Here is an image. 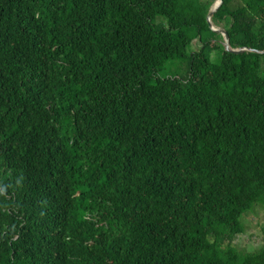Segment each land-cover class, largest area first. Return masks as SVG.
<instances>
[{
	"label": "trees",
	"instance_id": "1",
	"mask_svg": "<svg viewBox=\"0 0 264 264\" xmlns=\"http://www.w3.org/2000/svg\"><path fill=\"white\" fill-rule=\"evenodd\" d=\"M216 1L0 0V264H264V0Z\"/></svg>",
	"mask_w": 264,
	"mask_h": 264
},
{
	"label": "rangeland",
	"instance_id": "2",
	"mask_svg": "<svg viewBox=\"0 0 264 264\" xmlns=\"http://www.w3.org/2000/svg\"><path fill=\"white\" fill-rule=\"evenodd\" d=\"M199 48L200 44L197 42V40L193 41L190 50H199ZM170 73H176L179 76H184L187 73V62L178 60L169 63L161 72V75H167ZM244 222L246 225L245 233L238 238L237 244L240 247L249 249L257 247L261 244V227L264 225V209L255 207L249 214L245 216Z\"/></svg>",
	"mask_w": 264,
	"mask_h": 264
},
{
	"label": "water",
	"instance_id": "3",
	"mask_svg": "<svg viewBox=\"0 0 264 264\" xmlns=\"http://www.w3.org/2000/svg\"><path fill=\"white\" fill-rule=\"evenodd\" d=\"M221 2H222V0H217L216 1L215 6L213 7V9L211 10V12H210V14L208 16L209 22H211V16H212L213 12L217 9V7L221 4ZM225 37H226V39H225L226 49L230 50V48H229V40H228V37H227L226 34H225Z\"/></svg>",
	"mask_w": 264,
	"mask_h": 264
}]
</instances>
